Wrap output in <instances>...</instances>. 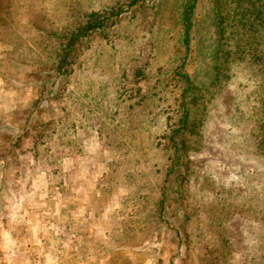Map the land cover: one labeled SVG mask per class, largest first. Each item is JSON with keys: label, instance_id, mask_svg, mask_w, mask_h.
<instances>
[{"label": "rangeland", "instance_id": "1", "mask_svg": "<svg viewBox=\"0 0 264 264\" xmlns=\"http://www.w3.org/2000/svg\"><path fill=\"white\" fill-rule=\"evenodd\" d=\"M184 1L0 0V264H264V28Z\"/></svg>", "mask_w": 264, "mask_h": 264}, {"label": "trees", "instance_id": "2", "mask_svg": "<svg viewBox=\"0 0 264 264\" xmlns=\"http://www.w3.org/2000/svg\"><path fill=\"white\" fill-rule=\"evenodd\" d=\"M197 0H185L184 12L182 17L185 23V32L187 33L192 23V12ZM209 1V0H208ZM209 5L203 10L202 21L206 23L203 28V37L208 42L202 48L210 50L212 54L218 56L220 40L224 34V26L227 19L231 18L240 29L263 30L264 28V0H210ZM94 24L89 23L88 26ZM262 54V53H261ZM264 60V55L256 59ZM214 66L211 67L214 68ZM213 74L210 70L209 75ZM217 75V72H216Z\"/></svg>", "mask_w": 264, "mask_h": 264}]
</instances>
